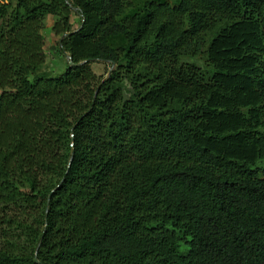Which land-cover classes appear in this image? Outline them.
I'll use <instances>...</instances> for the list:
<instances>
[{
	"label": "trees",
	"instance_id": "obj_1",
	"mask_svg": "<svg viewBox=\"0 0 264 264\" xmlns=\"http://www.w3.org/2000/svg\"><path fill=\"white\" fill-rule=\"evenodd\" d=\"M261 161L264 0H0V264H264Z\"/></svg>",
	"mask_w": 264,
	"mask_h": 264
},
{
	"label": "rangeland",
	"instance_id": "obj_2",
	"mask_svg": "<svg viewBox=\"0 0 264 264\" xmlns=\"http://www.w3.org/2000/svg\"><path fill=\"white\" fill-rule=\"evenodd\" d=\"M73 26L77 27L80 23V19L78 16L73 15L72 17ZM54 23V19L52 16H48L45 21V26L42 31L44 38H45V50H46V61L41 69V75L46 76H59L62 74L67 66L68 63V57L64 54H62L58 47H57V38L56 35L52 31V26ZM112 45L115 47H119L122 45L123 40L122 38H114L112 41ZM188 62H198L200 64H203V59L201 58H192V59H186ZM91 67L93 71L99 76V77H106L108 74V71L110 70L111 66L109 64H106L104 62H93L91 64ZM264 161H261L260 164H263ZM174 232V231H173ZM176 235L180 239V252L186 253L188 251L187 247V237L183 233H177Z\"/></svg>",
	"mask_w": 264,
	"mask_h": 264
},
{
	"label": "water",
	"instance_id": "obj_3",
	"mask_svg": "<svg viewBox=\"0 0 264 264\" xmlns=\"http://www.w3.org/2000/svg\"><path fill=\"white\" fill-rule=\"evenodd\" d=\"M73 145V144H72ZM73 155L71 156V159H72Z\"/></svg>",
	"mask_w": 264,
	"mask_h": 264
}]
</instances>
